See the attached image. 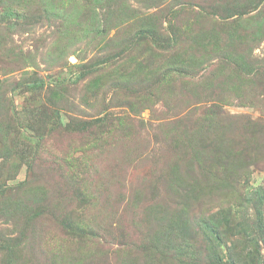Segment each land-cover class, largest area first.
I'll list each match as a JSON object with an SVG mask.
<instances>
[{
	"label": "rangeland",
	"instance_id": "obj_1",
	"mask_svg": "<svg viewBox=\"0 0 264 264\" xmlns=\"http://www.w3.org/2000/svg\"><path fill=\"white\" fill-rule=\"evenodd\" d=\"M212 246L264 264V0H0V264Z\"/></svg>",
	"mask_w": 264,
	"mask_h": 264
},
{
	"label": "trees",
	"instance_id": "obj_2",
	"mask_svg": "<svg viewBox=\"0 0 264 264\" xmlns=\"http://www.w3.org/2000/svg\"><path fill=\"white\" fill-rule=\"evenodd\" d=\"M10 4L8 5V7L7 8H10ZM149 28V27H148ZM151 30H149V32H150ZM148 32V31H147ZM214 238V237H213ZM212 238V239H213ZM213 248V255H214V260H215V262H214V264H224V262H223V260H222V258H221V252H219V249L217 248V247H215V246H212ZM231 264H236V262H234V261H232V262H230Z\"/></svg>",
	"mask_w": 264,
	"mask_h": 264
}]
</instances>
